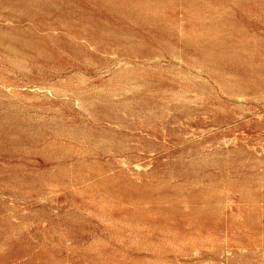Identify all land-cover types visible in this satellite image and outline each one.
<instances>
[{
    "label": "rangeland",
    "instance_id": "374dc122",
    "mask_svg": "<svg viewBox=\"0 0 264 264\" xmlns=\"http://www.w3.org/2000/svg\"><path fill=\"white\" fill-rule=\"evenodd\" d=\"M0 264H264V0H0Z\"/></svg>",
    "mask_w": 264,
    "mask_h": 264
}]
</instances>
